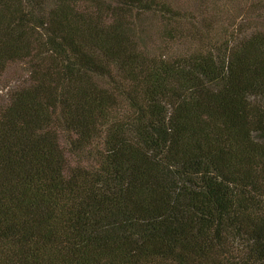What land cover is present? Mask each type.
Masks as SVG:
<instances>
[{
	"label": "trees",
	"instance_id": "trees-1",
	"mask_svg": "<svg viewBox=\"0 0 264 264\" xmlns=\"http://www.w3.org/2000/svg\"><path fill=\"white\" fill-rule=\"evenodd\" d=\"M0 0V264H264V0Z\"/></svg>",
	"mask_w": 264,
	"mask_h": 264
},
{
	"label": "rangeland",
	"instance_id": "rangeland-1",
	"mask_svg": "<svg viewBox=\"0 0 264 264\" xmlns=\"http://www.w3.org/2000/svg\"><path fill=\"white\" fill-rule=\"evenodd\" d=\"M186 5L189 1L185 0ZM27 70L24 64L15 63L7 67L4 74L0 78V100L4 99L3 94L9 86H11L17 80L26 76Z\"/></svg>",
	"mask_w": 264,
	"mask_h": 264
}]
</instances>
